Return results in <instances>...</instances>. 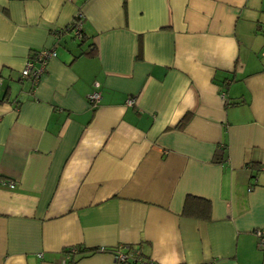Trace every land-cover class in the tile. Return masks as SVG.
<instances>
[{
	"label": "crops",
	"instance_id": "crops-1",
	"mask_svg": "<svg viewBox=\"0 0 264 264\" xmlns=\"http://www.w3.org/2000/svg\"><path fill=\"white\" fill-rule=\"evenodd\" d=\"M0 79V264H264V0H0Z\"/></svg>",
	"mask_w": 264,
	"mask_h": 264
},
{
	"label": "built area",
	"instance_id": "built-area-1",
	"mask_svg": "<svg viewBox=\"0 0 264 264\" xmlns=\"http://www.w3.org/2000/svg\"><path fill=\"white\" fill-rule=\"evenodd\" d=\"M77 16L79 17V19L76 20L77 22L75 21V26L73 27L72 32L76 38L80 39L81 24L79 20L81 19V15L78 14ZM54 55H55V52L49 49H43V50L34 52L29 57L24 68L22 69L20 73V80L24 81L25 79H29L32 83H36L38 79L41 77V75L44 73L47 61L50 58H52ZM0 85H1V79H0ZM87 98L91 104H95L97 101H99L100 95L97 92H93L90 95H88ZM133 104H134L133 99H129L127 101V105L130 106ZM9 186L12 187L13 185L9 184ZM257 235L259 237H264V233H261V232H257ZM262 241H264V239H262ZM113 256L119 262H126L129 258H131L129 255L122 253L120 251L113 252Z\"/></svg>",
	"mask_w": 264,
	"mask_h": 264
},
{
	"label": "trees",
	"instance_id": "trees-1",
	"mask_svg": "<svg viewBox=\"0 0 264 264\" xmlns=\"http://www.w3.org/2000/svg\"><path fill=\"white\" fill-rule=\"evenodd\" d=\"M78 19H79V17L76 16L75 21ZM79 21H81V19ZM74 26H75V22L71 23L70 26L63 29L59 35H61L64 32L70 31L72 33V37L75 38V36L73 35V32H72ZM80 34H81L80 39H82L83 38L82 30L80 31ZM182 215L185 217H189V218L208 220L210 218V203L206 199H202V198H198V197H194V196H187L185 198V201H184V205H183V209H182ZM73 250L77 251L78 248L74 247V249H69V253L73 252ZM78 251L79 252H99V251H101V252H116L115 249L111 250V249H105V248L90 249V250L79 249ZM125 254L129 255L128 253H125ZM130 257L132 258L131 262L133 264H136L140 260V254L137 252L135 254L131 255Z\"/></svg>",
	"mask_w": 264,
	"mask_h": 264
}]
</instances>
